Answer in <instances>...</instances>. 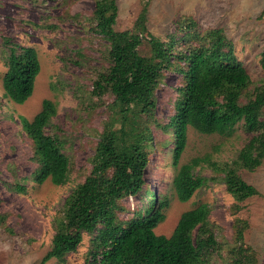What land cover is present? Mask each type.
Here are the masks:
<instances>
[{"label": "trees", "instance_id": "16d2710c", "mask_svg": "<svg viewBox=\"0 0 264 264\" xmlns=\"http://www.w3.org/2000/svg\"><path fill=\"white\" fill-rule=\"evenodd\" d=\"M150 2L145 0L134 27L121 32L115 29L117 0H96L88 29L107 44L102 51L104 63L95 71L92 93L113 96L121 125L102 133L92 170L67 196L56 220L52 248L41 264L52 259L64 262L86 234L92 236L86 264L257 263L256 251L245 241L249 222L236 219L232 242L223 244L214 232L207 204L186 211L171 236L155 232L165 219L168 203L159 201L156 192L147 188L148 151L153 145L148 128H141L138 118L154 116L156 93L165 71L176 73L182 81L174 114L164 126L174 142L176 162L185 151L190 128L205 135L230 136L242 124L249 134L236 159L221 167L222 181L236 201V211L241 210L242 202L260 195L240 172H254L264 163V79L252 80L223 28L203 29L194 18L183 16L167 40L152 34L147 26ZM4 44L8 52L5 96L22 104L32 96L41 70L38 53L10 38H5ZM142 48H148L149 53L144 54ZM53 112V103L45 100L32 121H22L35 147V181L50 180L62 186L70 174L65 143L45 132ZM195 166L196 161L182 165L174 179L183 202L207 183L205 177L194 173ZM10 190L21 192L24 187L14 184ZM141 193L150 197V203L135 208L127 219L120 218L126 210L121 201ZM8 216L0 212V225L12 234Z\"/></svg>", "mask_w": 264, "mask_h": 264}, {"label": "rangeland", "instance_id": "374dc122", "mask_svg": "<svg viewBox=\"0 0 264 264\" xmlns=\"http://www.w3.org/2000/svg\"><path fill=\"white\" fill-rule=\"evenodd\" d=\"M144 3L145 0H117L115 29L130 31ZM95 4L96 0H0V212L8 213L7 223L14 231L11 234L0 225V264H41L52 248L56 220L67 196L92 170L102 133L121 125L113 96L92 93L95 71L104 63L102 51L107 44L88 29ZM183 16L194 18L203 29L223 28L252 80L264 79V0H151L147 26L152 34L167 40ZM5 38L35 48L41 64L33 94L22 104L5 96ZM142 52L148 54L149 50L142 48ZM181 85L179 75L165 71L156 93L154 116L138 118L141 128H148L153 145L148 151L147 188L156 192L159 201L168 203L165 219L155 232L171 236L186 211L207 204L210 222L223 244L232 242L236 219L249 222L245 241L256 251V264H264V163L254 172H240L260 195L245 200L241 210L236 211V201L222 181L221 167L236 159L249 139L242 124L230 136L205 135L190 128L185 151L176 162L175 145L164 126L174 114ZM45 100L54 106L45 132L64 141L70 167L68 182L62 186L50 180L42 184L35 181V147L22 121H32ZM192 161H196L194 173L205 177L207 183L183 202L177 196L174 179L181 166ZM14 184L22 185L24 190H10ZM144 203H150L145 193L122 200L126 210L119 217L127 219ZM91 240L92 236L86 234L77 251L64 262L52 259L47 264H86Z\"/></svg>", "mask_w": 264, "mask_h": 264}]
</instances>
